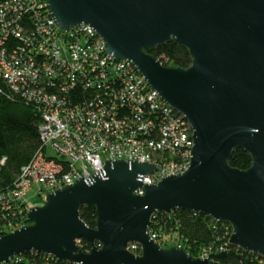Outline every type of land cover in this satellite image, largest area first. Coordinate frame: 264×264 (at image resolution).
Returning <instances> with one entry per match:
<instances>
[{
  "label": "water",
  "instance_id": "1",
  "mask_svg": "<svg viewBox=\"0 0 264 264\" xmlns=\"http://www.w3.org/2000/svg\"><path fill=\"white\" fill-rule=\"evenodd\" d=\"M45 2L60 29L90 26L110 57L132 62L184 116L193 131L191 165L144 185L158 171L153 164L107 160L97 174L31 208L30 224L1 236L0 264L32 251L71 264H214L226 256L195 258L154 241L153 216L176 210L230 225V245L264 260V0ZM168 43L188 52L190 67H165L153 56ZM238 149L251 157L247 170L230 165ZM87 206L96 208L95 229L80 217ZM132 243L140 255L128 250Z\"/></svg>",
  "mask_w": 264,
  "mask_h": 264
},
{
  "label": "built area",
  "instance_id": "2",
  "mask_svg": "<svg viewBox=\"0 0 264 264\" xmlns=\"http://www.w3.org/2000/svg\"><path fill=\"white\" fill-rule=\"evenodd\" d=\"M26 15L31 19L22 25ZM14 39L23 46L10 50L0 44V81L38 106L42 146L5 199L0 198L5 212L21 207L29 212L32 192L45 199L97 174L107 160L153 164L158 171L146 175L144 185H157L164 176L190 168L193 131L184 116L161 99L132 62L110 57L90 26L60 29L45 0H0V42L13 44ZM79 88L91 96L76 100ZM135 193L142 196L143 190ZM148 234L158 243L153 228ZM175 246L181 247L176 242ZM128 250L141 254L137 243ZM224 251L209 250L199 258Z\"/></svg>",
  "mask_w": 264,
  "mask_h": 264
},
{
  "label": "trees",
  "instance_id": "3",
  "mask_svg": "<svg viewBox=\"0 0 264 264\" xmlns=\"http://www.w3.org/2000/svg\"><path fill=\"white\" fill-rule=\"evenodd\" d=\"M24 17L26 19L22 25L28 24L31 19L29 15ZM1 43L10 50L22 47L24 44L17 39H14L13 44L8 41ZM152 54L155 58L166 61L168 63L166 66L174 68H188L192 62L188 52L175 43L158 47ZM79 89L74 92L73 97L76 100L82 101L91 96L90 91L82 92V88ZM41 121L37 105L25 101L21 94L12 91L0 81V198L14 187L21 169L28 165L41 149L42 143L38 132ZM230 165L233 168L247 170L251 167L252 160L245 151L238 149L234 151ZM4 209L5 205L0 200L1 235H7L30 224L26 218L28 209L26 210L25 207H21L16 212L10 210L5 212ZM20 211L24 212L22 216ZM80 217L89 228H96V208L83 207ZM7 224H11V227H5ZM150 228L159 234L158 244L163 248L171 247L169 243L174 240L195 258H199L209 250L213 252L225 250L226 256L216 260L214 264H264V260L258 255L230 245L232 234L230 225L199 213L176 210L170 214H159ZM79 247L86 253L91 250V246L85 241H81ZM16 258L5 264H69L35 252H28Z\"/></svg>",
  "mask_w": 264,
  "mask_h": 264
},
{
  "label": "rangeland",
  "instance_id": "4",
  "mask_svg": "<svg viewBox=\"0 0 264 264\" xmlns=\"http://www.w3.org/2000/svg\"><path fill=\"white\" fill-rule=\"evenodd\" d=\"M49 153H50V155H52V156H54V153H52V152H50L49 151ZM33 193L34 192H32L31 194H30V196L28 197V199H29V205H30V207L31 208H34V207H38V206H42L43 204H44V202H45V199H42V198H35L34 197V195H33ZM31 197H34V198H31ZM26 226V225H25ZM17 230V229H16ZM15 231V230H14ZM13 232V231H12ZM169 246H175V241L174 240H172V241H170V243H169ZM176 247V246H175Z\"/></svg>",
  "mask_w": 264,
  "mask_h": 264
}]
</instances>
